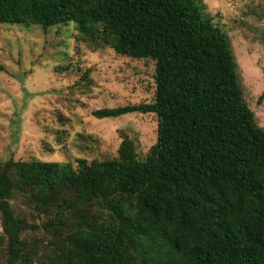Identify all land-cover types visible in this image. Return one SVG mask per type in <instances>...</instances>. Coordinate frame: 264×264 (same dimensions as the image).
<instances>
[{
    "label": "trees",
    "instance_id": "16d2710c",
    "mask_svg": "<svg viewBox=\"0 0 264 264\" xmlns=\"http://www.w3.org/2000/svg\"><path fill=\"white\" fill-rule=\"evenodd\" d=\"M71 22L156 62L153 103L93 115L155 114L157 143L144 160L123 136L109 161L0 163V264H32L17 196L49 217L54 264H264V129L204 0H0V25ZM100 206L116 224H99Z\"/></svg>",
    "mask_w": 264,
    "mask_h": 264
},
{
    "label": "rangeland",
    "instance_id": "374dc122",
    "mask_svg": "<svg viewBox=\"0 0 264 264\" xmlns=\"http://www.w3.org/2000/svg\"><path fill=\"white\" fill-rule=\"evenodd\" d=\"M213 24L229 39L244 99L264 129V0H204ZM156 62L118 55L111 44L84 37L71 22L0 25V163H58L77 167L118 157L123 136L144 160L157 143L155 114L99 119L97 110L151 104ZM26 202V203H25ZM27 222L22 233L32 264H54L62 243L21 196L12 201ZM99 224H116L94 208ZM1 217V216H0ZM0 225V236H2ZM8 243L0 244L6 250Z\"/></svg>",
    "mask_w": 264,
    "mask_h": 264
}]
</instances>
